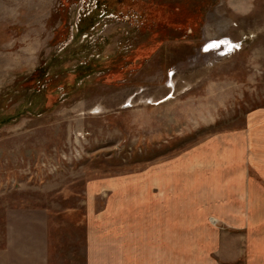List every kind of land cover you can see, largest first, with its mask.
Returning <instances> with one entry per match:
<instances>
[{
  "label": "rangeland",
  "instance_id": "rangeland-1",
  "mask_svg": "<svg viewBox=\"0 0 264 264\" xmlns=\"http://www.w3.org/2000/svg\"><path fill=\"white\" fill-rule=\"evenodd\" d=\"M259 109L264 0H0V264H87L89 239L105 256L154 168L176 174L177 222L186 191L252 190L236 135ZM215 219L174 264L212 262L232 239Z\"/></svg>",
  "mask_w": 264,
  "mask_h": 264
},
{
  "label": "crops",
  "instance_id": "crops-1",
  "mask_svg": "<svg viewBox=\"0 0 264 264\" xmlns=\"http://www.w3.org/2000/svg\"><path fill=\"white\" fill-rule=\"evenodd\" d=\"M246 134L248 133L236 136H238V146H241L239 148L242 151H246L249 163L252 158V190L250 183L248 192H229L223 194L221 198L212 197L211 192L206 193L204 189L198 187L194 192L186 191L185 202L181 204L183 207L178 208L182 213L178 215H184L187 218L184 222H177V189L172 179L176 174H172L171 171L163 173L154 168L152 174H144L137 179L140 211H138L137 224L131 228V231H128L129 228L126 230L128 233H135L134 239L122 238V234L126 236V231L121 229V239L106 243L103 246V250H106L105 256L99 257L94 252L97 248L96 242L94 244L89 239L87 264H113V258L115 263L119 264H139L141 261L149 264H161L168 261L167 263L174 264L178 247L185 248V257L192 259L196 254L192 256L188 249L201 248L203 245L195 244L194 240L188 239L194 231H208L211 228L210 223L207 222L210 216L216 217L217 223L223 225V231L227 232L232 239H220L222 245L219 247L222 248L220 251L218 249L217 256L212 258L211 263L209 255L204 256V259H201L200 255L197 256L199 259L196 260L200 264L201 262L202 264H229L230 261H227L223 253L225 252L223 249L226 248H234L233 257L241 263L243 261L244 264H264V109L252 111V132ZM230 140V138L220 139L221 144L218 146H225L220 151H233L234 144H229ZM212 148H215L213 144L212 146L208 144L197 149L195 154ZM217 149L220 148H215ZM197 161L194 163L192 161V165L185 168L184 174L198 175L202 172V166ZM185 184L186 187L189 186V183L185 182ZM159 215L160 218L157 219ZM194 215L199 218L193 219ZM178 232L183 233L185 241L178 242ZM187 233L190 234L189 237ZM204 241L208 243L209 240ZM136 248L138 249L135 254L127 250ZM139 249L142 251L139 252ZM140 255L149 259L141 260L140 258L143 257ZM129 256L136 259L129 260Z\"/></svg>",
  "mask_w": 264,
  "mask_h": 264
},
{
  "label": "built area",
  "instance_id": "built-area-1",
  "mask_svg": "<svg viewBox=\"0 0 264 264\" xmlns=\"http://www.w3.org/2000/svg\"><path fill=\"white\" fill-rule=\"evenodd\" d=\"M221 44H223V45H224L225 43H221ZM224 47H226V45H224Z\"/></svg>",
  "mask_w": 264,
  "mask_h": 264
},
{
  "label": "water",
  "instance_id": "water-1",
  "mask_svg": "<svg viewBox=\"0 0 264 264\" xmlns=\"http://www.w3.org/2000/svg\"><path fill=\"white\" fill-rule=\"evenodd\" d=\"M217 46V45H216Z\"/></svg>",
  "mask_w": 264,
  "mask_h": 264
}]
</instances>
